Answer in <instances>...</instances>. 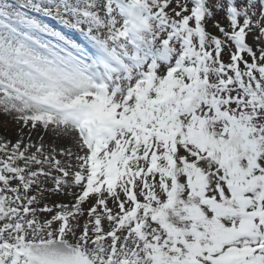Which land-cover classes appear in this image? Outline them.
<instances>
[{
	"label": "snow or ice",
	"instance_id": "6c2138e0",
	"mask_svg": "<svg viewBox=\"0 0 264 264\" xmlns=\"http://www.w3.org/2000/svg\"><path fill=\"white\" fill-rule=\"evenodd\" d=\"M0 113V264H264V0H0Z\"/></svg>",
	"mask_w": 264,
	"mask_h": 264
},
{
	"label": "rangeland",
	"instance_id": "374dc122",
	"mask_svg": "<svg viewBox=\"0 0 264 264\" xmlns=\"http://www.w3.org/2000/svg\"><path fill=\"white\" fill-rule=\"evenodd\" d=\"M210 28H211V25H210ZM18 127L19 126L15 123L14 120L0 113V135H3L7 137L8 139H10L11 141L15 142L19 138L17 135ZM24 132L27 133L28 130L25 129ZM39 135L40 133L39 134L32 133V140L36 141ZM45 142L51 143V137L46 136Z\"/></svg>",
	"mask_w": 264,
	"mask_h": 264
},
{
	"label": "bare ground",
	"instance_id": "6f19581e",
	"mask_svg": "<svg viewBox=\"0 0 264 264\" xmlns=\"http://www.w3.org/2000/svg\"><path fill=\"white\" fill-rule=\"evenodd\" d=\"M33 133L39 134V132L33 131ZM3 136V135H2Z\"/></svg>",
	"mask_w": 264,
	"mask_h": 264
}]
</instances>
